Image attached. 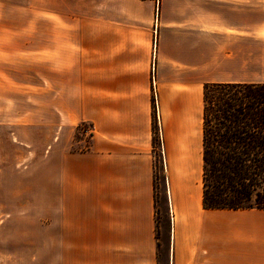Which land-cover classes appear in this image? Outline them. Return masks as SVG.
I'll list each match as a JSON object with an SVG mask.
<instances>
[{"label": "crops", "instance_id": "crops-1", "mask_svg": "<svg viewBox=\"0 0 264 264\" xmlns=\"http://www.w3.org/2000/svg\"><path fill=\"white\" fill-rule=\"evenodd\" d=\"M26 6L34 31L3 34L0 86L45 105L57 141L49 189L18 192L0 227V264H264V208L203 204L204 86L264 84V0ZM82 123L89 145L65 148Z\"/></svg>", "mask_w": 264, "mask_h": 264}, {"label": "rangeland", "instance_id": "rangeland-1", "mask_svg": "<svg viewBox=\"0 0 264 264\" xmlns=\"http://www.w3.org/2000/svg\"><path fill=\"white\" fill-rule=\"evenodd\" d=\"M28 3L29 0H0V42L5 34L7 38L11 37L12 44H17L20 32L34 31V8L26 6ZM2 72L0 70V77ZM30 91L33 92V89ZM30 91L28 89L27 93ZM18 93L17 87L3 88L0 86V227L5 222L18 218V215H13L19 213L17 206L19 201L16 200L18 192L49 189V183H42L41 181L44 180L41 179L49 178L51 146L57 141V127L56 124H52L49 118L50 113L46 112V106L42 105L41 108V105L34 103L25 104L21 102L22 98L18 97ZM27 99L29 100V97ZM261 109H264V106ZM37 115H39L38 118H36ZM89 130L88 123L78 125L73 139L65 148L84 150L89 145ZM249 135L252 136L251 139L247 138L249 142L264 145L262 128ZM154 139L157 147L156 159H159L162 155V145L156 111ZM254 149L257 154H262L260 152L262 148L254 147ZM244 167L245 177L250 179L236 174L234 178L242 181L244 186L253 191L262 190L264 188V163H245ZM159 169L160 163H156V187L159 191H164L165 181ZM11 208H14L16 212L11 213ZM165 212L166 210L163 209L158 214V226Z\"/></svg>", "mask_w": 264, "mask_h": 264}, {"label": "trees", "instance_id": "trees-1", "mask_svg": "<svg viewBox=\"0 0 264 264\" xmlns=\"http://www.w3.org/2000/svg\"><path fill=\"white\" fill-rule=\"evenodd\" d=\"M262 106L264 84H205L204 207L264 208V188L253 191L234 178L236 174L250 179L245 177V163H264V145H255L247 140L252 138L250 133L261 128L264 133ZM254 147L262 148L259 150L262 154H257Z\"/></svg>", "mask_w": 264, "mask_h": 264}, {"label": "built area", "instance_id": "built-area-1", "mask_svg": "<svg viewBox=\"0 0 264 264\" xmlns=\"http://www.w3.org/2000/svg\"><path fill=\"white\" fill-rule=\"evenodd\" d=\"M154 83H155V81H154ZM156 89L154 90V104H155V107L157 106V103H156ZM156 114H157V119H158V122L160 121V116H159V114H158V112H157V108H156Z\"/></svg>", "mask_w": 264, "mask_h": 264}]
</instances>
